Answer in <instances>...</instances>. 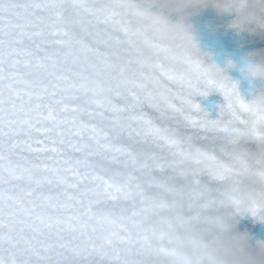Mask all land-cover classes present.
Segmentation results:
<instances>
[{
    "label": "snow or ice",
    "instance_id": "obj_1",
    "mask_svg": "<svg viewBox=\"0 0 264 264\" xmlns=\"http://www.w3.org/2000/svg\"><path fill=\"white\" fill-rule=\"evenodd\" d=\"M161 2L0 0V264H180L175 214L241 211L245 187L264 219V103Z\"/></svg>",
    "mask_w": 264,
    "mask_h": 264
},
{
    "label": "clouds",
    "instance_id": "obj_2",
    "mask_svg": "<svg viewBox=\"0 0 264 264\" xmlns=\"http://www.w3.org/2000/svg\"><path fill=\"white\" fill-rule=\"evenodd\" d=\"M210 2L212 0H162L160 15L178 37L179 44L210 67L216 79L237 83L232 80L230 71L238 69L254 89L252 101L264 103V49L248 51L239 60L225 53L224 66L201 49L199 30L191 18L202 14ZM219 3V12L236 13L232 27L238 31L264 27V5L259 0H219ZM235 195L241 211L200 215L178 211L175 214L173 239L180 264H264V240L237 229V217L247 213L243 209L262 198L246 187Z\"/></svg>",
    "mask_w": 264,
    "mask_h": 264
}]
</instances>
